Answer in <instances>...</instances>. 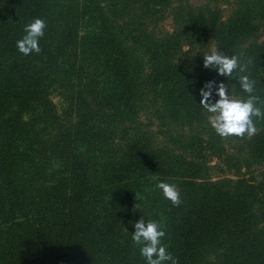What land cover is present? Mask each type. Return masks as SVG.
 <instances>
[{"label": "trees", "instance_id": "obj_1", "mask_svg": "<svg viewBox=\"0 0 264 264\" xmlns=\"http://www.w3.org/2000/svg\"><path fill=\"white\" fill-rule=\"evenodd\" d=\"M195 1L0 0V264H146L141 218L179 264H264V120L222 139L200 106L210 81L246 99L214 50L251 60L264 100V0Z\"/></svg>", "mask_w": 264, "mask_h": 264}, {"label": "clouds", "instance_id": "obj_2", "mask_svg": "<svg viewBox=\"0 0 264 264\" xmlns=\"http://www.w3.org/2000/svg\"><path fill=\"white\" fill-rule=\"evenodd\" d=\"M46 29L47 23L41 18L28 23L23 29L25 34L16 42L18 51L25 56L32 53L40 54L42 49L39 41L44 37ZM251 63V60L242 63L240 56L225 55L219 50L203 56L205 69H214L218 75L238 81L240 89L246 94V99L237 98L229 92V85L224 83L216 85L214 81L206 83L201 89L200 106L208 113L209 124L222 139L251 138L258 131L257 121L264 120V100L255 94L257 82L249 75L243 74L248 71V65ZM237 73L240 75L237 76ZM214 87L215 95L219 97L215 103L211 102ZM232 87L234 90L235 87ZM156 188L162 190L164 198L174 207L181 205L180 193L175 184L160 182ZM134 228L131 239L133 244L139 247L140 255L146 264H179L178 259L163 243L166 231L161 223L157 221L146 223L141 218L135 223Z\"/></svg>", "mask_w": 264, "mask_h": 264}, {"label": "rangeland", "instance_id": "obj_3", "mask_svg": "<svg viewBox=\"0 0 264 264\" xmlns=\"http://www.w3.org/2000/svg\"><path fill=\"white\" fill-rule=\"evenodd\" d=\"M191 2H192V5L194 6V7H198L200 4H201V2H197V1H195V0H191ZM228 11H229V9H226V14L228 13ZM169 21V20H168ZM167 22V21H166ZM166 24H169V22H167ZM168 26V25H167ZM51 98H52V100H53V102H54V104H55V106H56V108L58 109V111H62V109H66L65 108V104H64V102H63V99L58 95V94H53L52 96H51Z\"/></svg>", "mask_w": 264, "mask_h": 264}]
</instances>
